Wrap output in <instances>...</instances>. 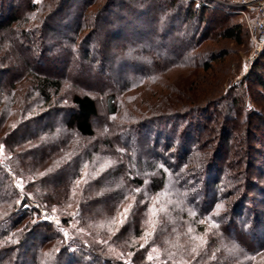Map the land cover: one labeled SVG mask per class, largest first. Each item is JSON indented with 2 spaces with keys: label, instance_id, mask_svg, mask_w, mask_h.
<instances>
[{
  "label": "rangeland",
  "instance_id": "374dc122",
  "mask_svg": "<svg viewBox=\"0 0 264 264\" xmlns=\"http://www.w3.org/2000/svg\"><path fill=\"white\" fill-rule=\"evenodd\" d=\"M203 2L0 0V18L24 41L21 55L31 66L24 61L14 68L8 59H0V121L4 122L10 109L13 113L6 123L9 127L0 130V232L19 218L14 215L16 206L25 199L23 211L39 210L24 222L48 220L53 224L37 228L21 249H14L17 242L11 245L10 238L0 237V264H17L19 259H24L22 264H57L51 252L63 255L62 264H104L84 254L75 230L96 231L104 215L112 219L103 224L134 221L133 204L141 205L151 196L149 181L141 189L133 188L112 160L117 152L125 151V144L134 158L165 166L167 187L185 185L200 208L229 214L240 206L243 213L236 217L237 228H245L244 240L256 243L249 240L251 232L264 241V88L251 76L260 55L254 57V44L245 30L242 43L215 38L222 28L240 21L231 6H219L222 13L211 14L209 21L193 17L186 21L187 9ZM12 56L17 59L15 53ZM37 70L62 83L59 92H52L51 105L32 96L30 81ZM22 88L24 105H16L12 95ZM76 93L93 97L99 115L93 120L96 136L87 142L92 156L85 154L68 170V176L78 182L85 176L88 183L92 200L90 214L85 216L89 221L67 226L28 194L31 188H26L28 179L14 151L21 150L20 144L23 148L31 144L28 139L37 132L44 138L52 128L60 130ZM178 93L195 99L190 105L183 100L177 103L173 97ZM110 95L116 115L109 114ZM178 108L188 112L176 115ZM224 135L228 141L209 161ZM108 142L115 146H105ZM144 175L153 176L154 171ZM170 195L153 197L154 202H161L154 212L171 205L166 201ZM117 225L124 232L125 227ZM136 232L130 231L128 237ZM41 250L43 258L34 263ZM157 251L153 248L151 252H161ZM229 252V264H249V255ZM71 253L75 258L69 260Z\"/></svg>",
  "mask_w": 264,
  "mask_h": 264
},
{
  "label": "trees",
  "instance_id": "16d2710c",
  "mask_svg": "<svg viewBox=\"0 0 264 264\" xmlns=\"http://www.w3.org/2000/svg\"><path fill=\"white\" fill-rule=\"evenodd\" d=\"M218 13H222L219 6L211 8L204 5V3H199V5L195 4L194 8L189 7L185 17L186 21L190 17H193L194 20L196 18L201 20L206 18L209 21L211 14L215 15ZM205 15L206 17H204ZM229 16L233 17L232 15ZM10 26L11 24L6 27ZM6 27L0 18V59L5 61L8 59V63L10 62L11 65H14V68L16 65L24 63V61L25 64L27 63L30 66L27 59L21 55L24 41L16 36L10 28ZM243 30H245L250 39L248 29L241 20L222 28L215 38L219 41L220 38H224L242 43ZM215 38L213 40H216ZM13 53L16 54L17 59L13 58V56L9 58L10 54ZM208 69H210L209 65ZM253 71L254 73L251 76L254 77V81L259 87L264 88V49L259 56V60L253 66ZM36 72L37 74L34 75L33 80L30 81V86L34 89L32 96L34 99L51 105L54 97L52 92H59L62 83L59 79H55L47 73L39 72L38 70ZM22 90L23 88L18 91V94L12 95L13 101L11 102L16 105H24L23 100L26 94L22 95ZM173 98L175 102L178 101L177 103L183 100L189 102V105L195 99L186 97L181 93H178ZM71 103L73 106L63 127L59 128L60 130L52 128L50 133L44 138H40V134L37 132L28 139L31 144L26 148H23V144L20 143L17 145L20 144L18 147L21 150L14 151V148H12L14 155L18 156V162H16L24 169L23 171L21 170L24 174V179H28L26 188L28 190L31 188V192H28V194L43 205L42 209H48L58 214L61 221L67 226L78 220L81 224L89 221L87 216H85V214H90L89 209L92 200L91 191L87 188L88 183L85 182L84 175V181L82 182H78L72 176H68V170L75 161L80 162L85 154L88 157L92 156V152H89L90 149L88 148L89 143L87 142L93 140L96 136L93 120L99 115L97 102L90 95L76 93L71 97ZM182 105L178 106L181 107ZM107 107L110 115L117 114L113 95L108 97ZM182 109L184 108H178L175 114L181 116L188 112ZM12 117L13 113L10 109L9 114L7 112L4 118V122L0 121L2 123L0 130L5 131L9 127L6 123ZM226 141H228L227 135L219 139L218 145L215 146V151L210 152L209 161L213 159L214 155H218V149ZM74 142H77L76 146ZM111 145L112 147L113 145L115 146L111 142H108L105 146L110 147ZM122 147H124L125 151L117 152L119 156L115 155L112 158L120 168L121 177L133 188L139 189L145 187L146 180L149 181L151 196L147 197L146 201L141 205L133 204L130 213L134 221L128 223L127 221H121L119 223L120 220L118 219L116 222H111V224L106 222L103 224V221L112 219L105 218L106 216L104 215L101 224L98 223V227L96 225V231L93 229L88 231L83 227L75 230L80 241L79 248L83 250L84 254H91L104 264H126L124 262L126 260L130 264H216L219 261L229 264L231 258L227 253H231L229 251L233 250L236 255H242V252L244 253L243 255H249L251 257L247 260L249 264H264V241L260 242L261 238L251 232L249 233V240L252 241L253 239L256 243L259 241V244L244 240L245 228H237L238 215L243 213L240 211V206L239 208L231 209L229 214L228 211L215 214V208H200V204L196 203V198L190 196L185 185L173 184L172 186L170 184L168 185L170 188L167 187L168 174L164 168L165 166L159 168L156 165L158 162L155 164L142 162L140 159L133 157L128 144ZM102 153L104 154L105 151ZM153 171V176H141L145 172ZM17 173L19 174V171ZM55 179H58V181ZM169 189L173 190L170 191ZM166 192L168 195L171 194L166 199L171 205L164 207L163 210L161 209V213L154 212L158 206L161 207V202H154L156 197L161 198ZM131 195L133 196L134 194L132 193ZM154 196H156L155 199H153ZM243 197L245 198L246 196ZM125 202H129V198L124 200L121 206ZM25 204L26 199L16 206L17 210L14 215H20L19 218L12 220L11 224L6 225L4 230L0 232V237L4 236L11 239V245L17 242L14 245V249L26 247L37 228H51L53 225L48 220H39L33 224L28 221L24 222L26 217L33 215L39 210L36 207H32L23 211ZM152 205L153 209H151ZM79 214L82 215L81 218ZM180 217L181 220L179 219ZM99 221L101 220L99 219ZM117 224L125 227L124 232L118 229ZM117 229L119 230L118 232L116 231ZM135 230L137 231L136 234L128 237V233ZM232 232H236V234H232ZM58 237L59 235L55 238ZM246 242L247 244L250 242L248 247L245 246ZM153 248L161 252L152 254ZM38 252L36 251L38 257H35L34 263L44 256V250ZM223 252L227 253L224 254ZM36 253H33L34 256ZM50 255V257L58 261L57 264H62L60 260L64 258L63 255L54 254L53 252ZM69 255V260L75 258V254L71 253ZM148 255L153 258H148ZM18 257H20V254ZM18 262L17 264H22L24 259H19Z\"/></svg>",
  "mask_w": 264,
  "mask_h": 264
},
{
  "label": "built area",
  "instance_id": "2783aa9c",
  "mask_svg": "<svg viewBox=\"0 0 264 264\" xmlns=\"http://www.w3.org/2000/svg\"><path fill=\"white\" fill-rule=\"evenodd\" d=\"M204 5L216 7L228 5L236 13L249 32L254 44V57L264 49V0H204Z\"/></svg>",
  "mask_w": 264,
  "mask_h": 264
}]
</instances>
